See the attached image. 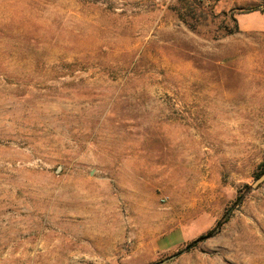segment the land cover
I'll return each instance as SVG.
<instances>
[{"label": "rangeland", "instance_id": "rangeland-1", "mask_svg": "<svg viewBox=\"0 0 264 264\" xmlns=\"http://www.w3.org/2000/svg\"><path fill=\"white\" fill-rule=\"evenodd\" d=\"M197 1L0 0V264H264V33Z\"/></svg>", "mask_w": 264, "mask_h": 264}, {"label": "trees", "instance_id": "trees-1", "mask_svg": "<svg viewBox=\"0 0 264 264\" xmlns=\"http://www.w3.org/2000/svg\"><path fill=\"white\" fill-rule=\"evenodd\" d=\"M177 6H174L172 10L177 15L178 19L189 29L192 31H196L202 17H205L206 12H203V7L200 2L197 0H177ZM258 7H248L245 9L246 12L257 11ZM235 30H228L225 33V36H229L235 33H239V28L237 25L236 19H234ZM264 173V170L261 174ZM248 191L250 188L245 187ZM246 193L237 195L233 206H239L244 201ZM227 221V218H224L222 221H218L213 228L208 230L204 235L200 236L197 240L204 241L214 237L220 230L221 226ZM199 241V242H200ZM197 244V243H196ZM189 246V245H188ZM195 246V245H194Z\"/></svg>", "mask_w": 264, "mask_h": 264}, {"label": "crops", "instance_id": "crops-1", "mask_svg": "<svg viewBox=\"0 0 264 264\" xmlns=\"http://www.w3.org/2000/svg\"><path fill=\"white\" fill-rule=\"evenodd\" d=\"M248 7H258L259 10L246 12L245 9ZM235 19L241 33H264V6L259 2L253 0L243 2L239 12L235 14Z\"/></svg>", "mask_w": 264, "mask_h": 264}, {"label": "water", "instance_id": "water-1", "mask_svg": "<svg viewBox=\"0 0 264 264\" xmlns=\"http://www.w3.org/2000/svg\"><path fill=\"white\" fill-rule=\"evenodd\" d=\"M264 182V173L263 174H261L257 179H256V181L253 183V185L251 186L253 189L254 188H256L257 186H259L261 183H263ZM200 240H196V241H194L193 243H191L188 247H187V249L188 248H190V247H192L193 245H195L196 243H198ZM176 256L177 255H173V256H171V257H168L167 259H165V260H163V261H160L159 263H156V264H165L166 262H169V261H171V260H173L174 258H176Z\"/></svg>", "mask_w": 264, "mask_h": 264}, {"label": "built area", "instance_id": "built-area-1", "mask_svg": "<svg viewBox=\"0 0 264 264\" xmlns=\"http://www.w3.org/2000/svg\"><path fill=\"white\" fill-rule=\"evenodd\" d=\"M241 2H246V1H249V0H239ZM253 1H256V2H259V3H264V0H253Z\"/></svg>", "mask_w": 264, "mask_h": 264}]
</instances>
